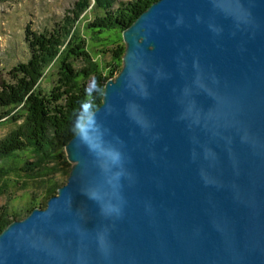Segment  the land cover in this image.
I'll return each mask as SVG.
<instances>
[{"label":"water","instance_id":"obj_1","mask_svg":"<svg viewBox=\"0 0 264 264\" xmlns=\"http://www.w3.org/2000/svg\"><path fill=\"white\" fill-rule=\"evenodd\" d=\"M0 264H264V0H156Z\"/></svg>","mask_w":264,"mask_h":264},{"label":"rangeland","instance_id":"obj_2","mask_svg":"<svg viewBox=\"0 0 264 264\" xmlns=\"http://www.w3.org/2000/svg\"><path fill=\"white\" fill-rule=\"evenodd\" d=\"M116 1L115 6L129 0ZM77 3L0 0V76L5 82L13 83L9 72L17 65L41 54L59 52L44 69L46 130L41 150L37 154L24 152L2 165L6 171L0 176V210L9 208L10 221L26 217L36 207H45L49 197L66 183L73 163L65 146L103 103V72L117 77L123 67V62L121 67L112 57L113 50L120 45L126 47L123 32L120 36L90 33L87 25L102 11L92 0V7L81 14ZM39 40L40 45H32ZM25 119L15 122L4 118L0 140L16 131L27 136L32 124L26 125ZM5 227L1 225L0 232Z\"/></svg>","mask_w":264,"mask_h":264},{"label":"trees","instance_id":"obj_3","mask_svg":"<svg viewBox=\"0 0 264 264\" xmlns=\"http://www.w3.org/2000/svg\"><path fill=\"white\" fill-rule=\"evenodd\" d=\"M155 1H120L115 6L116 0H95L96 8L101 10L102 14H98L92 22H89L87 28L90 33L97 36L104 33L120 36ZM91 3L92 0H78L77 9L81 14H85L92 7ZM28 32L30 31L28 30ZM40 44L39 40L32 45L38 46ZM41 47L44 46L41 45ZM125 51V45H120L112 52L113 60L118 61L121 67ZM58 55V51L48 52L46 55L41 54L33 57L25 64L17 65L9 72L13 83L10 80L5 82L0 76V123L3 122L4 118L16 122L26 116V125L32 124V130L28 132L27 136L16 131L0 140V176L4 175L6 171L2 170L6 161L9 162L27 151L37 154L41 150V141L44 139L46 130V114L42 102L44 69L49 65L51 59L57 58ZM109 66L112 67V65ZM106 72H103L102 75L105 82L115 78L114 75ZM102 95L104 96V92ZM11 216L9 208L4 206L0 210V226H7L12 222L9 220Z\"/></svg>","mask_w":264,"mask_h":264},{"label":"bare ground","instance_id":"obj_4","mask_svg":"<svg viewBox=\"0 0 264 264\" xmlns=\"http://www.w3.org/2000/svg\"><path fill=\"white\" fill-rule=\"evenodd\" d=\"M28 24H29V23H28ZM87 33H88V32H87ZM122 38H123V37H122ZM13 133H14V132H13ZM54 150H55V149H54ZM51 155H52V154H51ZM35 200H36V199H35ZM33 203H34V202H33ZM27 205H28V204H27ZM27 205H26V206H27ZM31 206H32V205H31ZM25 209H26V208H25Z\"/></svg>","mask_w":264,"mask_h":264}]
</instances>
